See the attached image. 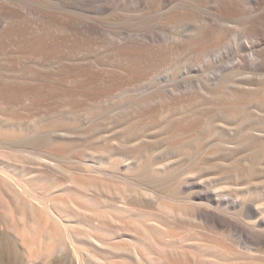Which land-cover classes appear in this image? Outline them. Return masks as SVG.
Instances as JSON below:
<instances>
[{
  "label": "bare ground",
  "instance_id": "1",
  "mask_svg": "<svg viewBox=\"0 0 264 264\" xmlns=\"http://www.w3.org/2000/svg\"><path fill=\"white\" fill-rule=\"evenodd\" d=\"M9 1H18L22 8L35 7L53 16L61 15L65 20L75 22L76 26L82 25L89 30L97 31L101 18L83 15V11L98 15L117 11V15L131 21L122 29H111L110 32L118 38L113 47L115 54L111 57H103L99 52L91 55L75 43H67V50L56 48L47 52L44 43L35 45L29 41H15L14 51L1 52L0 59L5 61L0 62V98L20 100L28 109H32L35 102L30 83L38 71H58L63 78L73 79L75 74L94 69L93 77L101 79L105 86L96 83V93L104 97L101 101L91 106L68 104L67 109L34 117L24 131L20 130L18 122L4 121L0 117V142L14 145L28 139L25 147L48 154L41 156L46 161L42 164L53 170L63 167L59 166V160L83 162L89 152L90 159L103 158L116 174L122 175L120 166L113 163L110 155L116 152L128 163L123 177L139 183H148L149 180L153 189L159 185L169 189L172 178L185 174L186 179H181L179 184L185 189L189 187V197L196 193L193 188L197 186L191 181L190 191V171L208 184L210 178L216 180L212 174L219 177L230 173L232 176L228 177L232 179L218 189L220 194H232L243 180L252 184L264 180V119L260 117L263 113L258 112L252 118L247 116L254 104L264 106V73L257 75L260 79L258 88L253 86L251 78L244 83L229 79L239 75L238 72H246L240 63L232 69V75L224 71L211 80L200 78L198 86L203 92L200 98L190 100V95L168 98L161 94V101L166 100V103L148 109L143 106L152 105L153 98L146 95L136 98L133 104L127 101L150 85L167 87L176 83L180 76H190L191 65L198 62L210 65L214 54L222 55V51L232 44V36L249 39L250 43L260 46L264 41V8L260 10L257 3L263 0ZM133 3L144 7L132 8ZM163 10L167 12L161 22L155 18V12ZM23 16L20 11L19 17ZM64 26L69 25L65 23ZM156 26L166 32L181 29L182 36L187 38L172 37L156 44ZM17 27L16 23L3 22L0 17V40H13L19 31ZM190 59L194 61L190 62ZM253 61L258 67H264V51H256ZM181 64L185 65L182 75L177 71ZM115 75L124 80L120 82L112 78ZM133 77L146 82L134 84ZM228 83L230 88L227 89L225 85ZM255 89H259L261 95L255 93ZM190 106L194 109L190 110ZM200 108L202 111L197 112L196 109ZM100 142H104L101 148L95 146ZM154 148L160 149L157 154L153 153ZM33 152L29 156H33ZM156 158L159 163L156 171H162V175L152 173V162ZM10 170L6 159L0 158V183L12 186V194L20 207L26 201L23 195H28L27 206L34 216L29 217L14 207H4L6 218L0 207V264H81L78 250L73 245L81 239L80 234L72 230L67 225L69 222L61 216L53 223V229L48 228L47 209L53 206L61 209L68 203L48 199L39 189L30 190L25 182L12 177ZM31 179L26 177V180ZM73 181L85 195V184ZM61 190L60 187L57 191ZM197 193L201 198L207 196L204 190ZM75 201L71 199L73 204ZM209 201L216 208L223 206L219 197H209ZM238 206L239 211L232 217L220 215L216 210L205 211L204 215L213 224L229 229L245 231L248 225L253 229L264 225L258 210L246 199L240 200ZM261 208L264 213V206ZM221 210L230 213L228 208ZM37 211L46 217L36 214ZM259 240L264 247V238L259 237Z\"/></svg>",
  "mask_w": 264,
  "mask_h": 264
},
{
  "label": "rangeland",
  "instance_id": "2",
  "mask_svg": "<svg viewBox=\"0 0 264 264\" xmlns=\"http://www.w3.org/2000/svg\"><path fill=\"white\" fill-rule=\"evenodd\" d=\"M257 6L262 10L264 0L258 2ZM131 7L142 9L144 6L133 3ZM151 10L156 11L155 8ZM20 11L24 14L23 17H19ZM166 12L164 10L155 12V18L162 22ZM83 13L101 18L97 31L89 30L82 25L76 26L75 22L65 20L61 15L53 16L39 8H22L18 1L0 0L1 19L3 22L16 23L19 30L13 40L11 38L0 40V53L8 49L14 51L15 41L18 43L29 41L35 45L44 43L47 52L56 48L67 50V43H75L81 45L85 52L91 55L98 52L103 57L114 55L113 47L118 38L110 31L122 29L131 19L122 18L123 16L117 15L119 14L117 11L102 12L99 15L84 11ZM65 23L69 26L65 27ZM155 30L158 32L156 44L172 37H178L179 40L187 38L182 36L181 29H171L167 33L162 27L156 26ZM231 38L232 44L222 51V55L214 54L210 58V65L207 66L203 62L191 65L190 76H180L176 83L167 87L150 85L146 90L129 97L127 101L133 104L136 98L146 95L153 98L152 105L143 106L148 109L166 103V100L161 101V94L168 98H187L189 95L190 100L200 98L203 94L198 86L200 78L211 80L218 74H224V71L232 75L234 72L232 69L237 68L240 63H243L246 72L241 74L238 72L239 75L229 79L234 78V81L242 83L253 79V86L258 88L260 79L257 75L264 73V67H258L253 58L256 51H264V41L260 46H256L246 38L241 40L233 36ZM4 61L0 59V62ZM193 61L194 59H190V62ZM183 69L185 65L181 64L177 70L180 75L183 74ZM46 71L36 72L37 75L30 83L35 100L32 109H28L20 100L0 98V117L4 121L18 122L20 130L24 131L34 117L39 118L56 113L60 109H67L68 104L85 103L91 106L104 98L96 93V83L102 86H105V83L98 77H93L94 69L75 74L73 79L66 76L63 78L58 71ZM112 78L120 82L124 80L119 75ZM132 81L134 84L146 82L138 77H133ZM228 84L225 85L227 89L230 88ZM172 91L175 93H171ZM254 92L260 94L259 89H255ZM211 105H214V102ZM193 109L194 107L190 106V110ZM196 111L200 112L202 109ZM258 112L263 113L260 117L264 119V106L256 104L251 107L247 116L252 118ZM27 140L14 145L0 142V158L6 159V163L12 168L10 175L25 182L30 190L39 189L48 199L68 203L61 209L57 206L47 209L50 217L48 228L53 229V223L61 216L69 222L67 225L72 230L80 234L81 239L73 245L78 250L81 264H264V247L259 240V237L264 238V225L256 229L248 225L245 231H241L213 224L204 215L205 211L216 210L220 215L232 217V214L240 209L238 202L246 199L248 204L258 210V216L264 219L261 208L264 206V180L253 184L243 180V184L237 186L239 189L232 191V194H220L218 189L225 187V182L232 179L228 177L232 176L230 173H224L219 177L212 174L216 180L210 178L208 184L190 171V182H195L197 186L193 188L196 193L190 194L189 197V187L185 189L179 184L181 179H186L185 174L172 178V186L169 189H163L161 185L153 189L149 180L148 183H139L123 177L122 175L127 173L128 163L116 152L110 155L113 163L120 166L119 171L123 173L122 175L116 174L103 158L90 159L89 152L85 154L86 159L83 162L73 159L59 160V166L63 167H55L53 170L42 164L46 161H43L41 156L49 155L43 151L33 152L25 147ZM103 144L104 142H100L95 146L101 148ZM100 148L97 151H100ZM159 150L154 148L153 153L157 154ZM32 152L33 156H29ZM99 156L103 157L102 154ZM157 161L158 158L152 162V173L162 175V171H156L159 167ZM26 177L32 179L26 180ZM74 179L85 184V195L79 190V186L75 185ZM191 184L192 182L190 191ZM60 187L65 191H57ZM11 188L9 183H0V207L3 216L7 218L4 207H14L33 217L32 210L27 206L30 197L23 195L26 201L20 207ZM200 190H204L207 196L201 198L197 193ZM212 196L221 198L223 203L221 209L228 208L230 213L216 208L209 201V197ZM71 199L76 200L75 204ZM228 200L232 202H227ZM38 213L46 217L41 211H37L36 214ZM91 222L99 226H93Z\"/></svg>",
  "mask_w": 264,
  "mask_h": 264
}]
</instances>
